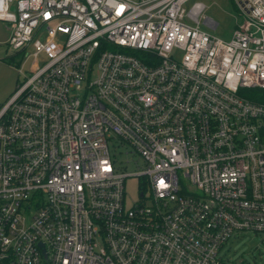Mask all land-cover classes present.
I'll use <instances>...</instances> for the list:
<instances>
[{"label":"built area","instance_id":"obj_1","mask_svg":"<svg viewBox=\"0 0 264 264\" xmlns=\"http://www.w3.org/2000/svg\"><path fill=\"white\" fill-rule=\"evenodd\" d=\"M189 2L0 0L23 54L0 105V264H238L234 233L264 244V99L246 92L264 90V0H237L228 39Z\"/></svg>","mask_w":264,"mask_h":264},{"label":"rangeland","instance_id":"obj_2","mask_svg":"<svg viewBox=\"0 0 264 264\" xmlns=\"http://www.w3.org/2000/svg\"><path fill=\"white\" fill-rule=\"evenodd\" d=\"M193 2H202L205 4V10L199 19L201 27L210 34L217 37L228 39L231 37L234 29L242 21L239 13L237 0H190L186 8ZM205 18H210L216 23L215 29H209L203 25ZM10 36V25L0 21V105L4 104L18 85V72L12 63H21L23 54L16 53L7 43ZM30 63L27 64V69ZM247 93H258L264 99V90L246 89ZM112 153L118 160L125 161L129 159L127 164L128 171L137 170L131 156L125 153V147H111ZM134 160L136 157L133 158ZM139 190L138 177H128L125 180L126 202L131 204L137 199ZM222 253L230 257L238 264H264V244H262L261 236L252 232L234 233L224 246Z\"/></svg>","mask_w":264,"mask_h":264},{"label":"crops","instance_id":"obj_3","mask_svg":"<svg viewBox=\"0 0 264 264\" xmlns=\"http://www.w3.org/2000/svg\"><path fill=\"white\" fill-rule=\"evenodd\" d=\"M10 34H11V29H10ZM9 37H10V36H9ZM8 39H9V38H8ZM7 42H8V41H7ZM13 67H14V66H13ZM14 68H15V67H14ZM15 69H16V68H15ZM13 93H14V92H13ZM13 93H12V94H13ZM10 97H11V96H10ZM10 97H9V98H10Z\"/></svg>","mask_w":264,"mask_h":264}]
</instances>
